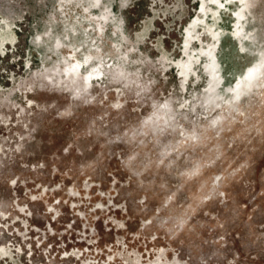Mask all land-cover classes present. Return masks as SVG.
I'll return each instance as SVG.
<instances>
[{
  "label": "rangeland",
  "instance_id": "1",
  "mask_svg": "<svg viewBox=\"0 0 264 264\" xmlns=\"http://www.w3.org/2000/svg\"><path fill=\"white\" fill-rule=\"evenodd\" d=\"M0 264H264V0H0Z\"/></svg>",
  "mask_w": 264,
  "mask_h": 264
}]
</instances>
